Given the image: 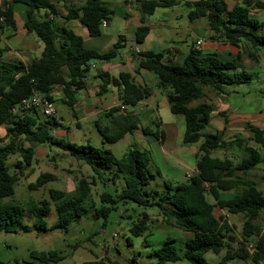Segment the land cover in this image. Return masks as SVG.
<instances>
[{
    "label": "trees",
    "instance_id": "trees-1",
    "mask_svg": "<svg viewBox=\"0 0 264 264\" xmlns=\"http://www.w3.org/2000/svg\"><path fill=\"white\" fill-rule=\"evenodd\" d=\"M134 1L141 14V24L135 32L138 42H143L150 30L146 23L148 15L153 14L159 6L179 2ZM16 2L29 7L25 28L28 32H35L44 46L41 55L28 63L23 60H0V125L5 126V137L8 139L5 144H0V230L18 231L24 215L22 205L3 201V198L15 193V184L19 179L17 172H10L7 158L11 154L19 153L22 159L17 161L16 166L22 173L25 164L30 165L34 159V145L50 142L77 160L84 161L92 168L94 174L92 180L81 177L73 193H66L58 188L50 189V197L58 213V218L52 224H48L46 220L52 211V201L43 198L39 202H32L29 210L35 217L34 226L37 230L68 229L72 223L90 212L94 217L106 218L116 200L123 199L125 202L133 201L142 206H157L163 221L193 232L186 240L183 252L179 251L176 239L168 235L164 243L153 251L157 257L155 264L180 260H188L189 264H211L205 256L206 253L213 251L219 254L223 250L225 252L218 264H226L233 259L264 263V217L262 222L259 221L264 215V191L254 180L247 177L251 170L264 162V127L248 124L258 147L239 136L227 140L223 137V130L206 131L212 119V105L208 102L194 105L195 100L204 96V86L211 85L218 93H226L227 85L252 80V73L242 68L241 57L238 55L236 58L225 60L216 53L203 54L199 48L192 46L182 64H173L164 61V56L169 50H145L139 53V66L136 71L143 68L156 73L159 86L167 94L171 111L184 115V142L194 143L202 140L197 171L181 182L165 180L164 190L160 191L157 186H153V181L162 177V174L159 169L154 171L150 167L153 162L151 149H141L134 142L122 157H118L109 147H98L91 143L77 144L55 136L52 129L58 124L56 116L48 118L35 108L14 112V108L35 91L51 93L57 86L62 89V99L74 106L75 94L85 88V77L92 61L110 60L115 57L118 49L122 47L124 36L120 35L112 47L101 51L86 47L83 36L65 23L78 20L87 28L90 36H98L103 31L102 21L111 20L113 8L105 0H85L78 6L68 7L67 12L62 13L58 5L51 0H4L0 12V28L16 29L13 9ZM123 2L128 3V0ZM187 3L193 7L188 12L191 20L207 17L208 25L213 31L212 37H221L235 45L245 40L255 50L264 48V19L254 16L250 9L253 4L263 5L261 2L243 0L231 8L226 0H187ZM39 9L45 10V16L39 18L35 15ZM57 17H62L63 22L60 23ZM7 50V46L0 47V57L4 56ZM250 56L258 58L255 51L251 52ZM100 77L103 81L100 92H104L109 84L118 86L121 100L130 106L149 97L154 91L150 85L139 83L128 71H122L117 76L103 72ZM49 98L55 100L53 95ZM106 116L110 117V124L103 125L98 120L95 122L105 142H117L126 133H133L140 127L144 133L164 141L165 132L160 129L152 130L147 125L142 126L139 113L135 109L121 111L119 106H115L106 112ZM22 141L29 142L30 145L24 146ZM232 145L243 147L246 152V156L238 164L229 157L212 155L213 150L227 149ZM107 171H114V181L122 175L125 186L117 196L103 191L100 207L93 203L94 200L87 203L93 185L99 180L111 179ZM54 178L52 173L43 172L35 182L29 183V187L38 188ZM233 188H236V192L232 197H220L222 190ZM217 206L228 207L232 213L244 215L241 241L238 238L231 240L233 228L226 219L216 217L213 210ZM150 218V214L143 212L139 220L131 226L132 234L144 235L150 228ZM238 242L239 246L236 245ZM250 243L254 245L253 250L248 247ZM31 254L36 258L35 264H51L50 261H58L63 257L53 249L32 251ZM89 264L111 263L100 259Z\"/></svg>",
    "mask_w": 264,
    "mask_h": 264
},
{
    "label": "rangeland",
    "instance_id": "rangeland-1",
    "mask_svg": "<svg viewBox=\"0 0 264 264\" xmlns=\"http://www.w3.org/2000/svg\"><path fill=\"white\" fill-rule=\"evenodd\" d=\"M51 1L57 4L62 13H64L67 12L68 7L78 6L85 0ZM105 1H107L114 10V14L109 22V29L115 32L127 29L126 31H129V34L132 36L136 25L141 24V22L136 18L131 19L129 22L126 21L123 13L129 10L126 7V3L122 0ZM178 1V3L173 5L159 6L153 14L148 15L146 23L150 26V30L148 32L149 37L147 41L138 42L133 40L131 43L135 46L137 45L138 47L150 49L155 52H166L169 48L175 46L186 52L190 47L196 45V39L198 37H206L204 28L201 26L206 24L208 21L207 17L204 16L191 20L188 16V12L193 7L187 3V0ZM226 1L230 8L233 7L235 3L243 2V0ZM257 1L264 4V0H254V2ZM133 3H135V1ZM17 5H21V3L18 2ZM23 5L27 6L26 4ZM250 9L253 14H260V17L264 19V6L260 7L257 4H253V7ZM25 18V13H20V11H18V13L16 12L15 19L17 27L16 29L5 27L2 36L0 34V47H6V44L3 42V37L11 32L12 36H16L13 39L15 45L17 42L23 43L21 37H24V44L26 41H30L27 43L26 49L32 50L31 53H29L31 55L26 52L23 53V51L18 53L10 52L0 57L1 61L24 60L25 62H29L32 58V54H36L37 45L35 41L38 40L39 37L35 32H28L25 29L23 25ZM62 19L63 18H60V20ZM194 24L199 25L200 28L195 27ZM93 39L99 40V38ZM102 40L103 39H100V41ZM21 46L25 47L23 44ZM107 49L108 48H105L103 50ZM261 50L264 51V48H261ZM205 51H207V49L203 48V52ZM167 54L168 53L165 54V60L168 58ZM243 69L247 71L252 70V68L249 67H243ZM148 74L146 83L154 89L156 94L154 93L153 96L159 98L164 94V90L159 86V77L152 71H148ZM234 86L239 91L238 93H232V95H235L233 97L234 103H241L245 99L244 97L249 95L247 109H249L251 113L258 115L256 118H253V120L259 123L258 119L264 115V92H260L259 90L261 89L260 82H244L233 85L232 87ZM253 96H260L259 101H255ZM96 99L98 100V97ZM99 105H101V102H99ZM54 106L57 111L56 117L61 120L62 127L60 129L61 132L63 131L62 136L65 140L77 144L91 143L98 147H109L118 157H122L128 151L131 143L135 142L141 149H151L153 162L150 167L154 171H156V169L161 171L163 178L158 177L157 180L153 181L155 183L153 186H157L160 191H163V182L165 180L173 183L182 181L174 177L173 174L171 175L169 170L166 171V164L159 160V147L156 143L141 140L136 136V133H129L127 137L121 138L114 143L105 142L93 118L86 119V122L82 119L81 122L83 125L79 126L76 123L77 118L74 114L76 108L74 106L60 98L54 100ZM131 109H135L139 113L141 125H147L152 130L159 129L160 121L165 124L164 129L169 134V138L164 145L165 149L177 154L183 153L182 149H184L187 151L185 155L191 157L192 154L190 155V153L192 150L199 148L202 140L194 143H186L183 141L182 131H185V117L182 114L173 113L170 109L169 101L164 103L160 102V106L157 109L140 103L131 106ZM251 116L253 117V114ZM98 121L103 125L110 124V117L102 113ZM176 124L179 127V132L173 129L174 126L176 129ZM161 130H163V128ZM210 130L215 131L213 128ZM5 133V126L0 125V144H5L8 141L5 137ZM226 133L228 134V132ZM55 134L59 135L56 130ZM248 134L249 135H247V133L243 134L247 141L253 145H257L251 133L248 132ZM133 136H135V138H132ZM235 136L232 135L230 131L228 138H235ZM132 140H134V142H132ZM22 143L24 146L30 145V143L26 141H22ZM34 146L37 149L34 159L30 165L25 164L22 173L20 172L21 169L16 166L17 161L22 159V156L19 153H15L7 158V165L10 172H17L19 179L15 184V193L3 198V201L15 202L22 205L24 208V215L22 226L18 231L0 230V264H30V262H36V258L31 254L32 251H46L50 249L57 250L63 256L58 261H50L51 264H89L90 262L100 259L111 264H155L157 257L154 255L153 251L164 243L168 235L177 239L179 251L183 252L185 250V242L190 235H188L187 231L173 225H169L168 228L160 227L159 221H165L159 218L162 216L159 214V207L142 206L133 201L125 202L123 199L116 200L106 218L104 216L94 217L92 216V212H90L79 221L72 223L68 229L54 228L37 230L34 226L35 217L29 210V205L35 201L39 202L43 198L50 199L52 201V211L50 215L46 217V220L48 224H52L58 218V213L54 201L50 197V189L58 188L64 190L66 193H73L76 191L80 178L87 177L89 180H92L94 172L84 161L77 160L76 157L61 149L56 144L47 142L35 144ZM242 152L243 151H240L237 154V157L234 158V162L239 160L242 156ZM212 153L220 157L231 155L230 152L221 149L213 150ZM43 172H50L55 178L38 188H30L29 183L35 182L37 177ZM107 173L111 176V179L97 181V184L92 187V192L87 199V203L94 200L93 203L97 204V207H100L102 205L101 193L103 191H108L114 196H117L125 186V180L122 175L116 177V181H114V171L111 172L112 174L110 171H107ZM247 177L256 180L259 183V187L264 190V162L258 164L255 169L251 170ZM143 212L150 214L151 218L148 221V223H150V228L144 235L136 236L132 234L130 228L134 222L139 220ZM263 217L264 215L259 219L260 222H262ZM233 219L236 221L237 217H233ZM231 234L233 235V241H235L236 238L240 240V236H242V227L238 225ZM236 245L239 246L240 242ZM205 256L211 264H218L223 256V252L217 254L213 251H208ZM242 262L245 261L242 259H233L229 260L228 264H242ZM166 264H189V261L180 260L176 262H167Z\"/></svg>",
    "mask_w": 264,
    "mask_h": 264
},
{
    "label": "crops",
    "instance_id": "crops-1",
    "mask_svg": "<svg viewBox=\"0 0 264 264\" xmlns=\"http://www.w3.org/2000/svg\"><path fill=\"white\" fill-rule=\"evenodd\" d=\"M3 1L4 0H0V12L3 8ZM133 2H134V0H128V3H126V7L128 8L129 11H126L125 13H123L124 18L126 19L127 22H129L133 18H136L141 22L140 10L138 8V5H136ZM17 4H18V2L13 4L14 14L16 15V12L18 13V11H20V13H23V14L25 13V15H26L25 21H26L27 11H28L29 7L24 6L23 5L24 3H21V5H17ZM263 6H264V4L260 7H263ZM64 13H66V12H64ZM45 14H46V12L43 9H39L35 12V15L39 18L45 16ZM253 15L256 16L257 18L263 19L262 17H260V14H253ZM60 18H62V17H57V20L60 23H62L63 19L60 20ZM0 19H2L1 14H0ZM25 21L23 22V25L25 24ZM109 22H108V25L106 27H103L102 33L98 36H90L88 31H87V28L84 25H82L78 20H69L66 23L64 22L66 25H69L71 28H73L77 33L81 34L84 38V45L86 47L92 48V49H97V50H101V51L105 48L109 49L111 46H113V44L115 42L118 41V39L120 38V35L124 36V39L121 41L122 47H120L118 49V53L115 57L111 58L110 60L92 61L90 70L87 72V75L85 77V82H86L85 88L78 90L76 92V94H75L76 102L74 103V107L76 108V110L74 111V114L77 118L76 123L79 126L83 125L81 122L82 119H84V121L86 122L88 119L93 118V120L96 122L98 120V118H100L102 113H104L106 115V112L110 108L115 107V106L118 107L123 102L120 98V89L118 86H115L113 84H109V85H107V88L104 92H100V85L103 82L102 78L100 77L101 73L109 72L110 74L117 76L122 71H128L134 75L135 79L139 83L147 84L146 81L148 80V75H149L148 70L143 69V68L140 69L139 71H136V70L139 66V61H138L139 56H140L139 53L141 51H145L148 49L138 47L137 45L135 46L133 43H131V41L136 40L135 32H136L137 27L140 24L136 25L135 30L133 31V35L131 36L129 34V31H126L127 29H124V31H118V32H115V31L109 29L110 28ZM194 25H195V27L200 28L199 25H197V24H194ZM24 27H25V25H24ZM201 27L204 28V33L206 34V37L202 36V37H198L196 39V42H197V40L202 41L199 50H201L203 54L216 53L219 57H221L222 59H225V60L236 58L239 55L241 57L242 68L243 67L252 68V70L248 71V72L252 73L253 78H252V80H250L246 83H251L253 81H259L261 84V89H259V90H260V92H264V51H262L261 49L255 50L253 48V46L245 40H242L239 42L238 45H235V44H231V43L227 42L226 40H224L221 37H217V38L212 37L213 31L209 27L208 21L206 22L205 25H203ZM4 30H5V28H0L1 36H2V33L4 32ZM15 37L16 36H14V35L12 36L11 32L8 33V35L3 37V42H4V44H6L5 46L8 47V50L5 52V54L10 53V52L18 53L21 51H23V53L26 52L27 54L31 53V51H32L31 49H26L27 43L30 41H26V43L24 44V37H21L23 39V43L17 42V44L15 45L13 43V39ZM148 37H149V34L147 35V37L145 39L146 41H147ZM93 38H99V40H95ZM100 39H103V40L100 41ZM207 39H209V40H207ZM31 42H33V41H31ZM22 44L25 47H22L21 46ZM35 44L37 45V51H35L36 54H32L31 60L34 57L40 56V54L42 53V50H43V46H44L43 42L39 39L35 41ZM194 47L197 48L196 45H194ZM203 48H206L207 51L203 52ZM168 50H169V53L167 54L168 58H167V60H165V57H166V55H165L164 61L169 62V63H173V64H182L184 59H185L186 53L189 51L188 50V51L184 52L182 49H180L177 46L169 48ZM253 51H255L257 53V56H258L257 59H254L250 56V53ZM29 55H31V54H29ZM26 63H28V62H26ZM237 84H239V83L227 85L226 86V90H227L226 93H218L217 90L211 85L204 86L203 87L204 96L200 99H197L199 101H197V100L194 101V105H196L200 102H208L209 104L212 105V107H213L212 119L210 121V124L207 126L206 130L208 132H216L217 130H223V137L227 140L233 139V138H228L230 135V131L232 132V135H234V136L236 135L235 138L239 136L241 138L246 139L243 134L247 133V135H249L248 132L251 133V136H253V132L250 130L248 124H253V125L259 126L261 128L264 127V115L258 119L259 123H257L255 120H253V118H256V116H258V115L251 113L249 111V109H247V103L249 101L248 100L249 95L245 96L244 97L245 99L241 103H239V104L234 103L233 97L235 95H232V93L233 92L238 93L239 91L237 90V88H235V86L234 87H232V86L237 85ZM160 92H162V91H160ZM154 93H155V91H153L152 95L141 100L138 103L144 104L146 106H151L152 108L157 109L160 106V102L164 103V102L168 101V97H167L165 90H164V94H162L159 97L160 99L158 97L153 96ZM52 95L54 96V99H56V98L62 99L61 87H59V86L55 87L52 91ZM97 97H98V100L96 99ZM253 97H254L255 101L256 100L259 101V99H260L259 98L260 96L259 97L253 96ZM99 102H101V105H99ZM127 109H131V106L128 104H127ZM252 114H253V117L251 116ZM56 119L58 121V124L53 126L52 133L55 136L61 137L63 135V131L61 132V129H60L62 127L61 126V120H59L57 117H56ZM164 125L165 124L162 121H160L159 129L161 130L163 128V131L165 132L164 141L157 140L151 134L144 133L142 131L141 127L136 129L131 134L136 133V136L138 138H140L141 140H147L150 143H156V145L159 147V151H158L159 152V160L162 163L166 164V166H167L166 171L169 170L170 171L169 173L171 175L173 174V176L176 177L177 179L184 181L191 174H193L194 172L197 171V162L199 159L200 150H199V148L198 149L195 148L190 153V155L192 154L191 157H188L185 155L187 153V151L184 149H182L183 153H178V154L172 153L171 151L165 149L164 145L169 138V134L164 129ZM142 126H145V125L142 124ZM212 128L215 131H211L210 129H212ZM173 129L179 132V127L177 124H176V129H175V126L173 127ZM55 130L57 131V133L59 135L55 134ZM184 132L185 131H182L183 141H184ZM226 132H228V134ZM128 135H129V133H126L123 138L127 137ZM62 138H64V137L62 136ZM132 138H135V136H133ZM252 138H254V136ZM132 142H134V140H132ZM250 144H252V143H250ZM255 146L258 147L259 145L257 144ZM216 150H220V149H216ZM221 150H225L226 152H230L231 155L225 156V157H229L233 161H235L234 158L237 157V154L240 151H243V152L245 151L243 147H240L238 145H232V146L228 147L227 149H221ZM261 151L263 153V148H261ZM36 152H37V149L35 148V154H36ZM243 152H242V156L239 158V160L234 162L235 164H238L239 162H241V160L246 156V152H244V155H243ZM212 155L216 156L213 153H212ZM217 157H220V156H217ZM221 158H223V157H221ZM250 179L254 180L253 178H250ZM254 181L257 183V185L259 187V183L256 180H254ZM235 192H236V188H233L230 190H222L220 192V197L223 199H227V198L232 197L235 194ZM213 211H214V214L216 215V217L226 219L229 222V224L232 226L233 230H234V228L238 227V225H240V227L243 226V222L245 220V217L242 213H232L228 207H220V206L215 207ZM233 217H237V220L234 221ZM159 218H162V216H160ZM159 222L161 225L160 227H163V228H168L169 225H173V224H169L167 222H161V220ZM173 226H175V225H173ZM187 233L190 236L193 234L192 231H187ZM176 243H177V239H176ZM182 244H183V242H182ZM222 252L224 254L225 250H223ZM30 264H35V262H30ZM226 264H228V262ZM242 264H256V263L249 261V262H242ZM258 264H264V263L261 262Z\"/></svg>",
    "mask_w": 264,
    "mask_h": 264
},
{
    "label": "built area",
    "instance_id": "built-area-1",
    "mask_svg": "<svg viewBox=\"0 0 264 264\" xmlns=\"http://www.w3.org/2000/svg\"><path fill=\"white\" fill-rule=\"evenodd\" d=\"M102 27H106L108 25V21L106 19H104L102 21ZM201 40H197L196 42V46L197 48L200 47L201 45ZM50 95H52L51 93H44L41 91H35L30 97L28 98H24L20 104H18L15 108H14V112H23V111H27V110H31L33 108L38 109L42 112V114H44L47 117L50 116H56V108L54 106V101H52L49 97ZM120 110L124 111L127 110V104L125 103H121L119 105ZM248 247L253 250L254 249V245L253 243H250L248 245Z\"/></svg>",
    "mask_w": 264,
    "mask_h": 264
},
{
    "label": "water",
    "instance_id": "water-1",
    "mask_svg": "<svg viewBox=\"0 0 264 264\" xmlns=\"http://www.w3.org/2000/svg\"><path fill=\"white\" fill-rule=\"evenodd\" d=\"M231 240L233 241V238L231 237Z\"/></svg>",
    "mask_w": 264,
    "mask_h": 264
}]
</instances>
